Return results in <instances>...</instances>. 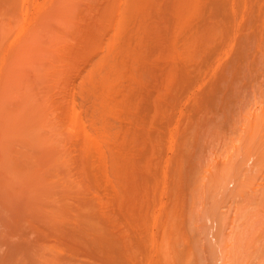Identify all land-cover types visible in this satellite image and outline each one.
<instances>
[{"label":"bare ground","instance_id":"bare-ground-1","mask_svg":"<svg viewBox=\"0 0 264 264\" xmlns=\"http://www.w3.org/2000/svg\"><path fill=\"white\" fill-rule=\"evenodd\" d=\"M222 214L264 220V0H0V264H206Z\"/></svg>","mask_w":264,"mask_h":264},{"label":"rangeland","instance_id":"rangeland-1","mask_svg":"<svg viewBox=\"0 0 264 264\" xmlns=\"http://www.w3.org/2000/svg\"><path fill=\"white\" fill-rule=\"evenodd\" d=\"M179 104H180V106H179ZM171 105H172V104H170V107H171ZM173 105H174V104H173ZM173 105H172V108H170V116L175 115L174 113H176V115H178L180 109L182 110V111L180 110V112H183V110L185 109V108H183V107H185V106H183V105L181 104V101L178 102V104H177L178 107H175V106H177L176 104H175L174 106H173ZM182 106H183V107H182ZM174 107H175L176 110L174 109ZM181 107H182V108H181ZM179 108H180V109H179ZM173 111H174V112H173ZM145 112H146V110H145ZM160 122H162L161 124H163V125H162L163 127L160 125L163 129H160V130H159V131H160L159 133H164L163 131L161 132V130H164V129H165L164 127H165L166 125L163 123V121H160ZM157 124H158L157 126H159V121L157 122ZM173 124H174V123H173ZM173 124H172V126H173ZM157 126L155 125V129H156ZM161 127H159V128H161ZM159 128H157V129H159ZM180 128H181V126H180ZM170 129H171V121H170ZM178 129H179V128H178ZM156 131H157V130H156ZM180 131H181V130H180ZM180 131H178V132L180 133ZM170 135H171V134H170ZM178 136H179L178 134H177V135L174 134V139L177 140V137H178ZM171 139H173V137L170 136V141H171L172 143H174V140H171ZM171 142H170V146H171L172 148H170V150L172 149V152L170 151V155H173V156H174V155H176V154H174V153L176 152V151H175V147L178 146L179 139H178V141L175 142L174 144H171ZM176 149H177V148H176ZM174 151H175V152H174ZM222 151H223V150H222ZM222 151H221V152L219 151V154H220V153H221V154L223 153V155H219V154L216 155V157H218V159L215 157V155H213V156H214L217 160H219V157H220V160H221V159H225L226 157H228L227 154H229V153L226 152V153H225L226 156H225V155H224V152H222ZM229 151H230V150H229ZM229 151H228V152H229ZM217 153H218V152H217ZM211 156H212V155H211ZM222 156H225V158H223ZM251 157H252V156H251ZM251 157H249V159H250ZM170 158H172V160H173L174 157H170ZM252 158H254V157H252ZM249 159H247V162H248L247 166H248V167H249V165H252V163H253V162H252V163L250 164V162H251V161H254V159H251V161H250ZM170 161H171V159H170ZM171 165H172V164H170V169H171L170 172L172 171V167H171ZM260 169H261V168H260ZM232 171H233V170H232ZM256 171H258L257 168H256ZM171 173H172V172H171ZM172 180H173V177H172L171 174H170V182H172ZM172 187H173V186H171V183H170V206H173V205H172L173 202H174L173 200H175V199H173L172 197H174V196L177 194V193L174 192V190H173ZM176 192H177V191H176ZM207 193H209V190H207ZM210 194H211V191H210V193H209L208 196H207V194H206V197H209ZM216 194H217V193H216ZM219 194H220V193H219ZM219 196H220V195H219ZM220 197H221V196H220ZM174 198H175V197H174ZM215 199H218V198H216V196H215ZM215 199H214V200H215ZM249 200H250V202L252 203V201H251L250 198H249ZM178 201H179V200H178ZM178 201H177V202H178ZM221 201H222V202H221ZM221 201H219L218 204H219L220 206L218 205V207H219L220 209H222V210L228 211V210H226V209L228 208V207H227V205H228V203H227L228 198L226 199V202H223V201H225V197H224V200H223V198H222ZM229 202H230V201H229ZM206 203H207V202H206ZM206 203H205V205H206ZM222 203H223V204H222ZM225 203H226V207H227V208L225 207ZM253 203H254V202H253ZM174 204H175V203H174ZM179 204H180V203H179ZM230 204L232 205L231 202H230ZM175 205L178 206L177 203H176ZM175 205H174V206H175ZM222 205H223V206H222ZM233 205H234V204H233ZM253 205H254V204H253ZM179 207H180V205H179ZM179 207H178V208H179ZM222 207H223V208H222ZM252 207H253V206H252ZM255 207H256V206H255ZM173 208H174V207H173ZM178 208H177V209H178ZM174 209H176V208H174ZM177 209H176V210H177ZM171 210H172V207L170 208V211H171ZM173 211H174V210H173ZM220 211H221V210H220ZM228 212H229V211H228ZM231 212H233V211L231 210ZM170 213H171V212H170ZM172 213H173V212H172ZM175 213H176V212H175ZM202 213H203V212H202ZM233 213H234V212H233ZM233 213H229V215H231V216L233 217ZM173 214H174V213H173ZM204 215H205V214H204ZM225 215H228V214H225ZM206 216H207V214H206ZM223 216H224V215L222 214V215H220L219 217H217V218H218V220H217L218 222H217V221H214V220L217 219V218L215 217V219L213 220L214 223L212 222L211 224H213V225H211V226H210V222H211V221H208V220H209L208 217H210V216H208V217L203 216V217L200 218L201 221H202V219H203V221H204V219H205V220L208 219V220H207L208 223H207L206 221H204V222H205L204 225L206 226L205 228H208L207 230H208L209 235L206 234V236L203 237L204 234H202L201 231L205 230V228H203V230H201L200 224H201L202 222H201V221H200V222L198 221L199 224L197 223L196 225H199L197 228L200 227V229H199V230L197 229V230H195V231H198V233L200 232L203 236H202L200 233H199V235H198V234H195L194 236L197 235L196 237L198 238V236L201 235L202 237L200 236V239H201L200 241H201V243L203 242V243H205V244H203V245H201V244H197V245H195V244H194L195 242L192 243V246H191V245H190V246H191V249L194 248V249H192V250H194V251H193V252H194L193 254L199 253V254L201 255V258L205 256V260L207 261L206 264H231L233 261H232L231 259H229V258H232V259H233V258H234V259H238V258H237L238 255H236V252H235V251H236V248L240 247V249H241V246H244V245H245V244H244V245H242V244L244 243V241H245V239H246V238H245V237H246V233H245V232H247V234H248L247 237L249 236V238H253L255 242H254V241H253V242H252V241L249 242L250 240H249V238H248V239L246 240V241H247V243H246V244H247V245H246L247 247H246V246H245V247H242V249L246 248L247 250H249V249H250V248H249L250 245L248 246V243H251L252 247L255 245V248H256V249H259V247H260V249L262 248V249H261L262 252L259 251V252H261V254H260V253H259V254H256V253H258V250H257V252H256V251H255L256 249H254V247H253V248L251 247V249L248 251V254H249L250 251H251V255H250V254L248 255V254H246L247 250L245 249L244 252H245L246 256H247V257L249 256L248 258L246 257L247 259H245V260H246L245 263H246L248 260L252 261V259H253V260L256 259V260H255L256 262L253 261L252 263H259L260 261H261L260 263H262L263 261H262L261 259H259L260 257H258V256L262 255L263 252H264V251H263V250H264V246H263V245H264V241H262V240L264 239V238H263L264 236L262 235V234L264 233V229H262V228H264V226L262 225L264 220H261V221H262V224H260V221H259V222L257 221V222L259 223V224H258V227H257V228H259V230H255V229H254L255 232L258 231V233L255 234L252 225L255 224V227H254V228H256V224H257V222L254 223V220H241V218L238 217L239 219L236 218V219H237L236 223L238 222V224L236 225L235 222H232V221H231V218H232L231 216H229L230 221H226V218H224L223 220L226 221V224H225V222H224V224H222L221 227H222L223 229H225L226 227H224V226H227V222H229V224H230V225H229V228L231 229V230H230V229L228 228V229H229L228 232L225 230L226 233H228V234H227L228 237H229V234H230V237H229L228 239L231 240V238L233 239V236H234V237H236V238L233 239V242H234V240H236L235 242L237 243V240H238L237 237H239V236H240V237H243V238H241V240H243V243H242L240 240H238V241H240V242H239L240 244L237 243V245H236L237 247H235V248L232 246V247H233V249H232L231 246L229 245L230 242H232V240H231V241H230V240H227V241H225V242H228V241H229V242H228L229 244L226 243V244H223L224 246H223V245L220 246V245L222 244L221 241H222V239H223V238H221L222 235H220L219 233H214L215 231H214V232L212 231V230H213L212 227H214V229L217 230V229H216V226L219 227V226L221 225L220 222H222L221 219L223 218ZM225 217H226V216H225ZM230 217H231V218H230ZM212 219H213V218H212ZM236 219H235V220H236ZM262 219H264V218H262ZM210 220H211V218H210ZM219 220H220V221H219ZM233 221H234V219H233ZM241 221L244 222L245 225H244V227L239 228V227L241 226L240 224H242ZM204 222H203V223H204ZM216 222L218 223V225H217ZM240 222H241V223H240ZM246 222H247L248 224L250 223L252 228H251L249 225H248V228H247V223H246ZM170 223L172 224V221H171ZM203 223H202V225H203ZM232 223L235 224L236 226L234 227ZM253 223H254V224H253ZM214 224H216V225H214ZM219 224H220V225H219ZM202 225H201V226H202ZM208 225H209V226H208ZM231 225H232V227H231ZM242 225H243V224H242ZM261 225H262V226H261ZM259 226H260V227H259ZM202 227H203V226H202ZM218 227H217V228H218ZM221 227H219V228L222 229ZM237 227H238V228L240 229V231L242 232V233H241V232L239 231L240 234H239V232H237L239 236H238V235L235 236L236 231H238V229H236ZM249 227L253 230L254 233H251V229H250ZM261 227H262V228H261ZM209 228H210V229H209ZM219 228H218V229H219ZM246 228H247V231H246ZM220 229L217 230V231H220V233H221V231H222L223 229H222V230H220ZM228 229H227V230H228ZM232 229H233L234 231H235V230H236V231H235V233L233 232L234 235L231 237V234H232L231 231H232ZM241 229H242V230H241ZM260 229H262L261 232H260ZM244 230H245V232H244ZM204 232H205V231H203V233H204ZM212 232H213V233H212ZM229 232H231V233H229ZM262 232H263V233H262ZM223 233H224V232L222 231V234H223ZM243 233H244V235H243ZM259 233H261V234H259ZM182 234H183V233H182ZM216 234H219L220 237H218V235L216 236ZM241 234H242V235H241ZM254 234H255L256 237L258 236L256 239H255ZM170 235H171V234H170ZM207 235H208V236H207ZM227 235H226V236H227ZM180 236H182V235H180ZM214 236H216V238H214ZM250 236H251V237H250ZM171 237H173V235H171L170 238H171ZM177 237H178V238H177ZM177 237H174V238H177V240H179V239H180V238H179V235H178ZM196 237H195V238H196ZM224 237H225V236H224ZM174 238H173V239H174ZM195 238H194V241L196 240V241L198 242L197 238H196V239H195ZM206 238H207V239H206ZM213 238H214V239H213ZM173 239H170V240H172V241H171L172 244H173ZM204 239H205V240H204ZM226 239H227V238H225V240H226ZM177 240H176V241H177ZM181 240H183V236H182V239H180V241H181ZM207 240H208V241H207ZM248 240H249V241H248ZM259 240L261 241V243H260ZM215 241L218 242V244H217ZM246 241H245V242H246ZM256 241H257V242H256ZM182 242H183V241H182ZM182 242H181V243H182ZM214 242H215V246H212V245H214V244H213ZM233 242H232V243H233ZM181 243H180V244H181ZM184 243H185V242H183L182 245H179V246H178V244H177V245L174 244V245H175V246H174V245H172V244L170 243L171 251H172V249H173V250H175L176 253L179 252V249H180V248L183 249V248L185 247V246H184ZM241 243H242V244H241ZM256 243H257V244H256ZM259 243H260V244H259ZM190 244H191V243H190ZM193 244H194L195 246H197V247L199 248V250H198L195 246H193ZM211 244H212V245H211ZM238 244H239V246H238ZM200 245H201V246H200ZM227 245L230 246V248L234 251V252H233V254H234L233 257L230 256L231 253L229 254V253L227 252V251H230V250L228 249L229 247H228ZM234 245H235V244H234ZM259 245H262V246H259ZM176 246H178L179 249H178ZM180 246H182V247H180ZM183 246H184V247H183ZM258 246H259V247H258ZM200 247H201V249H200ZM212 247H213V250H212ZM220 247H221L222 249H221ZM185 248H186V247H185ZM202 248H204V249H202ZM210 248H211V249H210ZM223 248H224V249L227 248V249H226L227 251L224 250ZM248 248H249V249H248ZM186 249H187V248H186ZM195 249L197 250V252H195ZM214 249H215V251H214ZM242 249H241V250L238 249V251H237L238 254H239V251H240V254H241V255L239 254L240 257H243L242 255L244 254V253H242ZM253 249H254V250H253ZM260 249H259V250H260ZM180 250H181V249H180ZM252 250L255 251V252H254L255 254L252 253ZM201 251H203V253H202ZM212 251H214V252H212ZM222 251H223L224 253H223ZM172 252H173V251H172ZM231 252H232V251H231ZM209 253L212 254V255L214 254L213 257H212ZM221 253H222V254H221ZM171 254H172V253H171ZM189 254H190V253H189ZM193 254H192V256H193ZM199 254H198V256H200ZM245 254H244V255H245ZM253 254H254L255 256H254ZM173 255H174V253H173ZM173 255H170V257H172ZM190 255H191V254H190ZM256 255H257V257H256ZM175 256H176V254H175ZM194 256H195V255H194ZM196 256H197V255H196ZM226 256H227V257H226ZM228 256H229V257H228ZM235 256H237V257H235ZM216 257H217V258H216ZM240 257H239V258H240ZM244 257H245V256H244ZM250 257H251V258H250ZM252 257H254V258L256 257V258L254 259V258H252ZM173 258L175 259L174 256H173ZM194 258H195V257H194ZM221 258H222V259H221ZM225 258H227V259H225ZM249 258H250V259H249ZM262 258H264V256H263ZM170 259H171V258H170ZM174 259H173V261H174ZM202 259H203V258H202ZM234 259H233V260H234ZM257 259H259V262H258ZM171 260H172V259H171ZM171 260H170V261H171ZM229 260L231 261V263H228V262H230ZM242 260H243V262H244V258H242L241 261H240L239 263H241ZM263 260H264V259H263ZM172 263H173V262H172ZM263 263H264V262H263Z\"/></svg>","mask_w":264,"mask_h":264}]
</instances>
